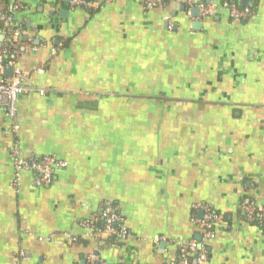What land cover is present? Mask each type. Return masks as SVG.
<instances>
[{
	"label": "crops",
	"instance_id": "0c3cea01",
	"mask_svg": "<svg viewBox=\"0 0 264 264\" xmlns=\"http://www.w3.org/2000/svg\"><path fill=\"white\" fill-rule=\"evenodd\" d=\"M80 1L23 0L14 17L24 32L0 78L11 62L35 91L19 99L14 134L0 101V264H88L92 253L167 264L178 242L201 240L198 204L220 218L207 264H264V224L241 209L264 208V0H234L247 19L226 0H195L215 8L205 17L178 0ZM8 36L1 26L0 44ZM15 143L22 158L66 166L49 186L23 172L13 188ZM105 203L125 239L102 233Z\"/></svg>",
	"mask_w": 264,
	"mask_h": 264
},
{
	"label": "built area",
	"instance_id": "2783aa9c",
	"mask_svg": "<svg viewBox=\"0 0 264 264\" xmlns=\"http://www.w3.org/2000/svg\"><path fill=\"white\" fill-rule=\"evenodd\" d=\"M185 4L188 8H198L200 16H211L215 14V8L212 5H205L195 0H178ZM160 2V1H159ZM71 7L81 4L80 0H69ZM23 0H12V4L5 12L0 10V23L8 28L9 36L5 43L0 44V64L3 65L5 56L9 53V44L18 36L23 34L21 26L16 25L15 15L21 10ZM150 7V5H148ZM222 7L228 11L229 16L234 19H247L251 16L249 9H241L234 0H226ZM13 66V74L9 78H0V101L5 96V117L10 120L11 124L6 131L0 127V134L5 132L16 133L18 130L15 124L17 115V105L22 95L34 92L35 88L28 82L29 74L19 70ZM39 73L40 70H34ZM40 94H44V90H39ZM11 167L14 171L11 186L16 188L23 172L33 174V184L38 187L49 186L53 182L54 172L63 169L66 163L58 160L54 156H45L41 159L22 158L18 144L15 143L10 152ZM202 210L203 217L198 221V228L202 233L200 241L189 240L188 242H178V254L167 264H207L208 254L206 242L214 237L213 224L219 221V215L214 213L208 206L198 204L194 206ZM241 209L250 222H257L259 225L264 224V208L255 209L252 204H242ZM98 217L103 222L102 233L112 237L115 240L125 239L127 237V229L124 226L122 216L117 212L111 203H105L98 211ZM82 226L89 229L90 236H94L93 219L84 220ZM264 232V228H262ZM66 241L69 245L75 244L78 238L72 234H66ZM88 264H108L101 261L95 253L88 256Z\"/></svg>",
	"mask_w": 264,
	"mask_h": 264
},
{
	"label": "trees",
	"instance_id": "16d2710c",
	"mask_svg": "<svg viewBox=\"0 0 264 264\" xmlns=\"http://www.w3.org/2000/svg\"><path fill=\"white\" fill-rule=\"evenodd\" d=\"M3 11H5V12H6L7 10H3ZM1 26H3V24H2V23H0V27H1Z\"/></svg>",
	"mask_w": 264,
	"mask_h": 264
},
{
	"label": "water",
	"instance_id": "95a60500",
	"mask_svg": "<svg viewBox=\"0 0 264 264\" xmlns=\"http://www.w3.org/2000/svg\"><path fill=\"white\" fill-rule=\"evenodd\" d=\"M4 98H5V96H4Z\"/></svg>",
	"mask_w": 264,
	"mask_h": 264
}]
</instances>
